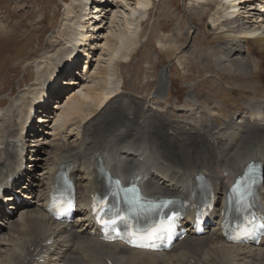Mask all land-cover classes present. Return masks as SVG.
I'll return each instance as SVG.
<instances>
[{"label":"bare ground","instance_id":"1","mask_svg":"<svg viewBox=\"0 0 264 264\" xmlns=\"http://www.w3.org/2000/svg\"><path fill=\"white\" fill-rule=\"evenodd\" d=\"M113 1H65V15L73 28L66 41L69 52L47 62L52 67L45 79L20 95L25 103L0 110V182L17 174L20 151L30 157L29 163L39 161L36 166L43 167L36 173L28 168L22 176L19 187L28 193L30 204L22 200L12 213L1 208L0 264H264V239L259 248L229 245L216 226L200 236L187 235L169 252L151 253L102 242L98 232L93 235L84 209L65 226L45 215L46 192L62 168L76 178L80 202H91L94 192L103 189L105 171L129 180L135 176L128 173L144 168L151 175L145 183L150 195L192 197L201 173L215 183L217 206H222L228 185L247 163H264V96L247 99L244 107L230 114L226 101L235 97V89L220 74L256 75L264 82V20L259 27L248 20V15L258 13L254 4L247 7L249 14L241 12L234 19L237 5L242 8L241 2L251 0H191L192 15L210 17L208 48L194 42L196 25L189 26L190 32L159 36L160 46L178 61L189 63L195 58L203 66L214 63L209 71L214 68L218 76L210 83V95L195 92L186 102L178 98L175 103L171 102L173 69H162L156 82H148L138 94L127 91L122 73L115 70L119 57L131 58L137 31L154 0ZM120 11L124 12L121 18ZM211 40L216 44L212 46ZM77 47L91 57L90 68L86 66L82 76L74 78L66 94L61 86L50 90L49 101L54 104H46L47 118L36 123L39 131L25 134L23 125L40 100L41 85L60 84L59 76L77 55L73 53ZM101 50L100 58L108 56L103 67L96 61ZM259 88H253L254 93ZM260 192L264 200V186ZM50 239L53 242L45 245Z\"/></svg>","mask_w":264,"mask_h":264},{"label":"rangeland","instance_id":"2","mask_svg":"<svg viewBox=\"0 0 264 264\" xmlns=\"http://www.w3.org/2000/svg\"><path fill=\"white\" fill-rule=\"evenodd\" d=\"M65 1L0 0V110L10 107L13 103H25L26 99L20 95L30 89L33 83L45 79L52 67L47 62L57 61L65 52H69L66 50V41L72 36L73 28L72 21L65 15ZM116 1L118 0L113 2L116 4ZM192 7L191 0H154L149 15L141 21L137 31L138 43L131 58L119 57L115 62V70L122 73L127 91L134 94L143 91L148 82H156V76L162 69L168 68L173 69L172 103L178 98V101L186 102L195 92L206 96L213 92L210 91V83L218 76L213 71L214 68L209 71V66H214V63L203 66L202 61L195 58H191L189 63L181 59L178 61L166 51L167 47L162 48L158 42L159 36L163 34L171 35L178 30L190 32L189 26L194 28L196 25L199 29L198 33L194 34V42L198 46L209 47L207 41L212 35L206 22L210 17L206 15L201 19L198 15H192L190 12ZM77 9L80 11V7ZM120 13L119 18L124 15L123 11ZM212 42H210L212 46L216 44ZM257 47L259 48L258 44ZM102 51L98 52L95 60L99 63L98 66L103 67L108 56L100 58ZM123 52H127L126 49ZM254 54L256 52L252 55ZM44 57L47 58L45 62L42 60ZM82 69L84 67L79 66L75 70L82 72ZM220 72L226 76L224 83L233 86L230 87L232 90L235 89V97L226 101L230 114L238 107H244L243 102L247 99L255 95L264 96V82L256 75ZM255 87H260L257 94L254 93ZM67 90L69 91V88L65 89L64 93ZM67 98L66 95L65 99ZM224 114L220 117L224 118ZM6 127L11 128L8 125ZM37 166L29 168L34 173L41 172L43 167Z\"/></svg>","mask_w":264,"mask_h":264},{"label":"snow or ice","instance_id":"3","mask_svg":"<svg viewBox=\"0 0 264 264\" xmlns=\"http://www.w3.org/2000/svg\"><path fill=\"white\" fill-rule=\"evenodd\" d=\"M242 201L244 200V198L241 196L240 198ZM73 206L72 202L69 201L68 204H67V208H71ZM251 205L249 204H246V207H250ZM67 208L63 209V210H67ZM246 219V218H245ZM104 223H107V221H103ZM113 223H115V221H113ZM155 231V229L153 230V232ZM133 235H135V233H133Z\"/></svg>","mask_w":264,"mask_h":264},{"label":"water","instance_id":"4","mask_svg":"<svg viewBox=\"0 0 264 264\" xmlns=\"http://www.w3.org/2000/svg\"><path fill=\"white\" fill-rule=\"evenodd\" d=\"M209 26V25H208Z\"/></svg>","mask_w":264,"mask_h":264}]
</instances>
